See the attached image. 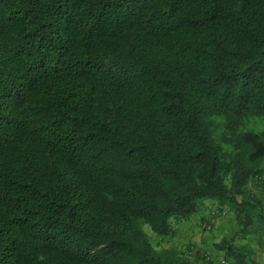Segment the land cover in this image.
<instances>
[{
    "label": "trees",
    "instance_id": "trees-1",
    "mask_svg": "<svg viewBox=\"0 0 264 264\" xmlns=\"http://www.w3.org/2000/svg\"><path fill=\"white\" fill-rule=\"evenodd\" d=\"M256 118L264 0H0V264H215L166 241L207 203L264 235Z\"/></svg>",
    "mask_w": 264,
    "mask_h": 264
},
{
    "label": "rangeland",
    "instance_id": "rangeland-1",
    "mask_svg": "<svg viewBox=\"0 0 264 264\" xmlns=\"http://www.w3.org/2000/svg\"><path fill=\"white\" fill-rule=\"evenodd\" d=\"M247 129L260 132L264 130V118L251 119L246 125ZM264 166V162H263ZM264 184L249 182L248 189L253 194L261 193ZM212 207L207 203V210L205 212L206 221H200L198 216H194L187 222L175 224L177 236L173 239L167 240V244L176 242L183 251H190L193 253L197 250L204 252L207 256L215 261V264H220L221 255L213 249V243L219 241L221 238L229 240L235 245L249 244L255 251L257 260H264V252L261 249L260 239L264 243V235L261 231L251 232L244 235L239 232L235 226L231 215L227 212L223 216H211L208 211L212 210ZM145 231L150 236V240L153 244L159 246L157 238L149 232V227L145 226ZM257 227V226H256ZM262 234V235H261ZM188 251V252H189Z\"/></svg>",
    "mask_w": 264,
    "mask_h": 264
},
{
    "label": "built area",
    "instance_id": "built-area-1",
    "mask_svg": "<svg viewBox=\"0 0 264 264\" xmlns=\"http://www.w3.org/2000/svg\"><path fill=\"white\" fill-rule=\"evenodd\" d=\"M209 214L211 216H223V215H225L223 211H220L217 208H213L211 211H209ZM220 264H227V263L225 261L221 260Z\"/></svg>",
    "mask_w": 264,
    "mask_h": 264
},
{
    "label": "crops",
    "instance_id": "crops-1",
    "mask_svg": "<svg viewBox=\"0 0 264 264\" xmlns=\"http://www.w3.org/2000/svg\"><path fill=\"white\" fill-rule=\"evenodd\" d=\"M263 260V259H262ZM259 261H261V260H259Z\"/></svg>",
    "mask_w": 264,
    "mask_h": 264
}]
</instances>
